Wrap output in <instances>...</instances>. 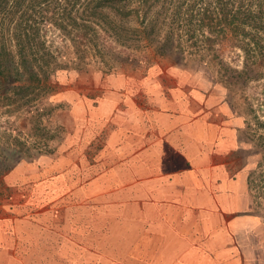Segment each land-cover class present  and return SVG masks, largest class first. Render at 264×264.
<instances>
[{"label": "rangeland", "instance_id": "374dc122", "mask_svg": "<svg viewBox=\"0 0 264 264\" xmlns=\"http://www.w3.org/2000/svg\"><path fill=\"white\" fill-rule=\"evenodd\" d=\"M120 25L123 44L101 33L81 56L47 26L55 60L45 87L28 102L0 96V264H52L59 241L81 246L61 250L71 259L114 264L132 241L116 229L121 220L143 231L199 215L227 218L241 264H264V177L259 191L245 183L264 157L262 52L243 56L218 40L200 59L158 53L137 39L136 16ZM193 176L209 182L215 206L194 205ZM240 211L255 213L237 222Z\"/></svg>", "mask_w": 264, "mask_h": 264}, {"label": "trees", "instance_id": "16d2710c", "mask_svg": "<svg viewBox=\"0 0 264 264\" xmlns=\"http://www.w3.org/2000/svg\"><path fill=\"white\" fill-rule=\"evenodd\" d=\"M133 16L137 39L158 53L175 49L200 59L204 46L224 40L243 56L259 51L264 56V0H0V96L23 94L22 102H28L45 87L47 60H55L44 40L47 26L81 56L97 48L101 33L123 44L128 36L118 26L126 31L120 23ZM257 154L255 167L246 174L247 193L259 191L255 178L264 177V157ZM254 213L240 211L235 219ZM51 247L58 253L52 264H83L84 256L71 259L62 253L81 251V246L59 241Z\"/></svg>", "mask_w": 264, "mask_h": 264}, {"label": "crops", "instance_id": "0c3cea01", "mask_svg": "<svg viewBox=\"0 0 264 264\" xmlns=\"http://www.w3.org/2000/svg\"><path fill=\"white\" fill-rule=\"evenodd\" d=\"M167 145V143L161 142L158 144V148L163 150ZM145 165L147 168L143 171L147 169L150 171L151 166ZM194 176L192 177L193 184L189 188L196 186L200 190L194 189L196 193L193 199L194 205L207 206L211 204L215 206L207 190L209 182L204 183L205 180L200 182L195 180ZM209 176V180L213 181L212 174L209 173ZM199 185L203 188H200ZM231 207L234 211V204H231ZM208 211H212V209H208ZM222 219L218 215L184 216L181 219L165 217L154 221L151 228H145L143 231L136 227V218L123 219L121 220L124 221L122 224L118 223L121 227L116 229L121 234L131 233L132 241L128 243L125 253L118 255L114 264H241L227 231L228 219ZM231 222L233 221L230 220ZM122 225H128V227ZM115 236L119 238L121 235L113 237L115 238ZM140 237H145L144 239H148V241L143 244V252H136L134 248L137 249V246L134 242ZM128 252L129 255H127Z\"/></svg>", "mask_w": 264, "mask_h": 264}]
</instances>
